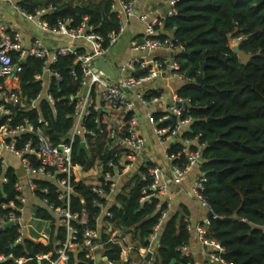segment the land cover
I'll return each mask as SVG.
<instances>
[{"label":"built area","instance_id":"obj_1","mask_svg":"<svg viewBox=\"0 0 264 264\" xmlns=\"http://www.w3.org/2000/svg\"><path fill=\"white\" fill-rule=\"evenodd\" d=\"M21 1L0 0L3 4L11 5L43 33L64 37L67 41L63 45L50 47L44 37L37 35L28 42L21 30L0 15V77L8 84L7 88L0 84V168L5 172L14 168L4 157L5 152L17 158L26 176L25 183L18 176L15 185L17 203H9L12 211L1 224L14 222L19 227L15 244L21 243L24 238L47 241L51 236L34 223L35 220H45L26 217L27 188L33 200L42 201L44 208L55 215L57 226L65 230V239H59L57 232L53 235L57 258L51 261L48 255L38 254L33 259L39 264L44 260L50 261V264H68L72 254H84L96 264L97 253H105V246L109 243L121 246V260L115 261L105 256L104 264H126L122 261L124 255L129 259L138 255L140 263L154 264L161 229L172 207L169 172L177 184L193 177V198L208 213L194 227L198 242L205 248L206 259L202 263L196 262V252L189 243L178 249L190 259L184 264H234L225 259V247L209 236L211 205L204 194L208 178L201 169L205 144L197 143L193 149L198 137L191 139L184 136L195 120L191 114V99L175 92L166 103L160 92L151 88L152 82L163 73L185 82L192 80L181 73V64L172 59V55L180 51L178 39L173 34L167 35L164 28L166 18L178 14V0H168L165 17L151 18L149 12L140 15V21L145 25L144 33L130 40L131 55L117 65L107 58V53L127 31L141 0H108L119 18V29L107 37L97 32L88 16L77 25L73 18H59L51 25L43 16L56 10L53 4L32 14L22 8ZM160 52L164 54L159 55ZM65 57L73 59L69 74L71 84L76 86L77 91L68 97L73 104L71 127L61 141L55 143L46 131L50 122L42 114L41 102L47 101L53 113L58 114L57 104L61 98L56 97L51 88L65 79L57 68L60 59ZM28 58L42 61L41 71L35 75L41 89L30 102L19 87V73L23 70L20 62ZM100 58H104L115 70V79L97 67ZM106 107L121 118L117 126L108 125L103 120L102 111ZM32 111L37 113L35 121L26 114ZM98 112L101 117H92ZM91 119L94 120L93 127H90ZM146 121L158 142L164 146L166 166L142 161L146 145L143 125ZM81 143L86 144L88 152H78H84L90 159L95 157L90 166L75 161V145L79 149ZM100 144L102 149L98 151ZM76 173L97 194L95 203L100 206L101 213L95 219L94 226L86 210H72ZM138 178L147 183L142 189L140 203L152 204L158 200L156 213L159 217L148 238V245L136 252L130 232L122 231L111 222L113 214L110 208L116 204L118 195L129 189L128 182L134 185ZM39 181L48 182L54 187V194L61 205L51 202L48 197L39 198L36 195L37 192L50 193L49 186L41 187ZM2 183H8L5 176ZM185 221L191 230L187 217ZM261 228L264 232V224ZM103 235L106 236L104 240ZM149 253L151 259L146 261ZM8 259L10 256L0 253V264ZM28 260L18 258L15 262L24 264Z\"/></svg>","mask_w":264,"mask_h":264},{"label":"trees","instance_id":"obj_2","mask_svg":"<svg viewBox=\"0 0 264 264\" xmlns=\"http://www.w3.org/2000/svg\"><path fill=\"white\" fill-rule=\"evenodd\" d=\"M20 4L32 14L53 4L56 10L43 16L51 25L59 18H73L77 25L88 16L103 36L119 29V18L108 0H22ZM177 9L176 16L166 18L164 28L178 39L180 51L172 59L181 64V73L192 79L177 92L191 99V114L195 119L184 136L198 137L193 149L197 143L205 144L201 169L208 178L204 194L212 212L209 236L225 247L226 260L234 264H264L261 228L264 224V0H178ZM72 63V58L65 57L57 64L65 78L51 88L61 98L58 114L53 113L47 101L41 102L42 114L50 122L46 131L55 143L61 141L73 122V104L68 99L77 91L70 80ZM20 64L23 70L19 73V87L30 102L41 89L35 75L41 71L42 61L28 58ZM0 84L8 86L2 77ZM26 114L33 121L37 119L33 111ZM97 116L101 117L99 112L92 115ZM93 126L91 119L90 127ZM101 149L102 144L97 147L98 151ZM78 151L76 144L75 161L90 166L95 157L90 159ZM4 176L8 183H2ZM17 181L14 168L6 172L0 168V226L12 211L9 203L16 202ZM39 183L50 188L48 194L37 192L39 198L48 197L56 205L62 204L56 199L52 185ZM74 184L72 210H86L94 226L101 213L95 203L97 194L77 173ZM146 185L138 178L127 192L118 195L116 204L110 208L111 222L130 232L132 241H137L136 252L148 245L159 217L158 200L152 204L140 203ZM183 213L171 214L162 227L154 264H184L190 260L178 250L188 245L192 237L185 221L187 214ZM36 217L50 222L51 237L47 241L24 238L15 244L19 227L5 228L0 231V253L10 259L1 264H17L18 258L30 259L24 264H39L33 259L38 254L48 255L51 261L57 258L53 234L57 231L58 238L65 239V230L57 226L55 215L44 207L36 210ZM105 249L107 258L121 260V246L109 243ZM42 264L50 261L44 260ZM69 264L95 263L84 254H72Z\"/></svg>","mask_w":264,"mask_h":264},{"label":"crops","instance_id":"obj_3","mask_svg":"<svg viewBox=\"0 0 264 264\" xmlns=\"http://www.w3.org/2000/svg\"><path fill=\"white\" fill-rule=\"evenodd\" d=\"M79 1V0H76ZM168 11V0H141L137 6L136 16L132 19L127 31L120 37L118 40V44H116L117 49L120 52H123L118 58H113L111 55H108L107 58L113 62V64L117 65L121 62L128 59L131 55L130 50V40L133 37H140L144 33L145 25L140 21V15L145 13H151V18L155 17H165ZM18 12L8 4H3L0 2V15L6 20V22L12 24L17 29L21 30L26 40L29 42L33 37L40 35L45 38L46 44L50 47H57L59 45H63L66 43V38L64 37H56L51 34L43 33L40 29L34 26L31 22L27 21V23H15V18L18 16ZM24 19V18H23ZM31 25L33 28L29 27ZM167 35L173 34L171 31L165 30ZM110 51V50H109ZM164 52H160L159 55H163ZM185 81L175 79L169 73H163L160 77L156 78L152 84L151 88L155 91H159L161 94V98L163 101L168 103L171 100L173 93L177 92V89L180 88ZM102 118L106 122V124L111 126H117L119 119H121L116 113L111 111L109 108H105L102 111ZM143 134L146 139L145 149L142 154V161H148L152 165H161L166 166V161L164 157V146L158 142L156 137L153 134L151 125L146 121L143 125ZM4 157L8 161L10 165L14 167L16 170L20 180L22 182H26L25 172L20 165V162L14 156H11L8 153H3ZM167 169V168H166ZM167 171V170H166ZM193 177L190 176L184 179L179 184L175 183L173 176L168 172V182L170 184L171 192H172V207L170 210V215L181 211L182 213H186V217L189 219L191 224V241L190 246L193 251L196 252L195 260L198 263H202L205 261V248L198 242L196 238V234L194 231L195 225L201 221L203 218L208 216V213L202 210L196 200L193 198L192 188H193ZM131 188L133 185L128 182ZM125 192V191H124ZM127 192V190H126ZM27 197H29L27 204L25 205V215L33 220L36 218V210L39 207H44L42 201L33 200L31 197V192L26 188L25 191ZM183 213V214H184ZM34 223L42 229L45 233L50 234V222L46 221H34ZM31 234L33 231H30ZM57 232V231H56ZM55 232V233H56ZM54 233V234H55ZM53 234V235H54ZM51 235V234H50ZM131 235V234H130ZM51 237V236H50ZM132 238V235H131ZM137 244V241L134 242ZM97 261L96 264H104L105 263V253L100 251L97 253ZM123 263H131V264H140V260L138 255L133 256V259H129L128 256H123ZM58 264H66L64 262H59ZM69 264V263H68Z\"/></svg>","mask_w":264,"mask_h":264},{"label":"water","instance_id":"obj_4","mask_svg":"<svg viewBox=\"0 0 264 264\" xmlns=\"http://www.w3.org/2000/svg\"><path fill=\"white\" fill-rule=\"evenodd\" d=\"M235 51L238 52V48L236 47L235 48ZM97 67L102 69L106 74H108L111 78L115 79L116 78V72L115 70L111 67V65L105 61L104 58H100L97 62ZM98 68H96L95 70H97ZM69 137V135L67 136ZM210 144H212V142H210ZM79 151L80 150H85L86 152H88V148L86 146L85 143H81L79 145ZM210 215H212V212L209 213ZM14 225V222H7V223H4L2 226H0V231L4 230L5 228L7 227H10V226H13ZM126 231V230H125ZM151 259V253H149L147 256H146V261H149Z\"/></svg>","mask_w":264,"mask_h":264},{"label":"rangeland","instance_id":"obj_5","mask_svg":"<svg viewBox=\"0 0 264 264\" xmlns=\"http://www.w3.org/2000/svg\"><path fill=\"white\" fill-rule=\"evenodd\" d=\"M65 1H69V0H65ZM25 19H23V17L20 15V14H18V16H16V18H15V23H19V24H21V23H27V21H24ZM29 27H31V28H33L31 25H29ZM118 44V43H117ZM234 44V46H235V44L236 43H233ZM123 52H120L118 49H117V47H116V45L115 46H113L111 49H110V51L107 53V55H111L113 58H118L121 54H122ZM108 108V107H107Z\"/></svg>","mask_w":264,"mask_h":264}]
</instances>
